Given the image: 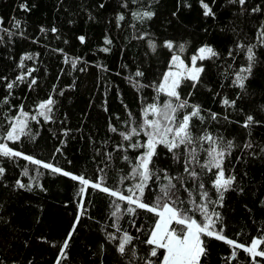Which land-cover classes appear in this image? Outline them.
<instances>
[{
    "label": "trees",
    "instance_id": "1",
    "mask_svg": "<svg viewBox=\"0 0 264 264\" xmlns=\"http://www.w3.org/2000/svg\"><path fill=\"white\" fill-rule=\"evenodd\" d=\"M24 2L30 11L18 7ZM125 2L127 7H122ZM205 2L212 7L215 18L203 16L199 0H137L136 3L132 0H0V18L4 21L0 25V36H4V42L0 43V77L10 81L22 74L25 69L17 65L26 54L33 59L24 60L25 68L36 69L32 73L37 80L34 90L29 91L26 84L14 88L10 105L23 104L25 111L35 114V106L49 95L56 101L50 122H44L42 117H38L39 124L30 121L32 132L37 134L34 141L22 137L23 143H7L25 155L52 162L74 174L83 173L93 181L97 175H102L97 169L103 167L107 173L106 186L116 187L120 176L129 172V165L122 159L124 153L114 150L121 140L118 133L127 130L123 122L128 119V112L139 120L143 103H151L155 95L150 87L138 90L134 82L137 79L142 84L158 82L168 70L173 54L190 62V57L197 54L201 46L209 45L219 56L198 60L197 66L204 67L200 83L192 88L190 82H185L180 91L190 104L200 105L206 117L203 125L193 121L195 134L207 129L214 136H223L237 145L225 161V168L237 178V191L226 193L224 207L217 210L226 225L224 235L247 245L253 237L264 234V153L260 152L264 148V112L260 111L264 106V47L255 49L259 63L245 81L246 92L242 93L232 81L247 63L245 53L237 44H260L257 31L264 21V11L251 13V9L259 5L264 10V0H247L244 11L238 4H229L228 0H215L214 4L212 0ZM101 3L105 4L104 8L99 7ZM145 10L155 15L143 23L133 19L134 11ZM118 14L125 16L119 26ZM13 17L21 22L19 29L12 27ZM53 27L58 30L56 33L50 31ZM3 28L16 35L9 40ZM41 28L47 31L41 32ZM79 36L85 37L83 44L77 39ZM106 36L112 40L111 45L104 44ZM141 36L143 39L138 38ZM149 40L156 44L155 52L148 46ZM165 41L184 44L185 51L180 53L174 49L170 52L163 46ZM104 47H110L111 51H101ZM59 49L63 52L57 51ZM230 50L232 56L228 54ZM65 55L80 58L75 69L70 63H64ZM137 69L145 73L144 77L134 76ZM5 83L0 80V100L7 95ZM60 91L64 94L59 95ZM238 94L241 99L237 100L235 108L222 105L223 98L236 99ZM9 108V105L0 106V133L7 128L5 115L17 114V107ZM209 112L218 113V120L212 121ZM249 114L262 122L250 129L251 136L249 130L241 127ZM109 124L118 132L112 133ZM249 140L253 149L242 151L243 144ZM57 148L61 151L56 152ZM158 151L159 168L167 169L170 175L182 172L163 148ZM109 152L112 153L111 161L105 156ZM127 154L134 160L138 153L129 149ZM0 166L6 169L5 175L0 177V262L54 264L57 249L48 242L61 244L71 228L80 199L76 182L41 168L43 175L39 177V184L44 189L41 190L29 179L35 175L36 166L22 157L13 160L0 157ZM25 167L29 169V176L22 174ZM211 178V173L202 176L215 199ZM18 179L26 185L32 183L33 190L15 187ZM129 183L126 181L125 185ZM150 186L154 193L157 182H150ZM186 186L191 190L190 181ZM239 188H243L242 193ZM182 195L187 199L186 193ZM111 199L98 190H88L84 197L87 212L70 241L69 258L64 264H126L116 251L115 243L105 238L106 232L116 231L110 216ZM150 216L140 210L136 217L125 215L119 226L139 237L133 242L138 257L155 259L148 256L149 246L141 243L147 238L144 230L152 224ZM133 219L142 231L132 226ZM122 234L123 231L117 233ZM208 248L206 264H226L224 258L230 255V246L211 239ZM258 250H264V244ZM250 260L238 250V258L232 264H246ZM256 260L264 264V257ZM136 264H144V260L138 259Z\"/></svg>",
    "mask_w": 264,
    "mask_h": 264
},
{
    "label": "snow or ice",
    "instance_id": "2",
    "mask_svg": "<svg viewBox=\"0 0 264 264\" xmlns=\"http://www.w3.org/2000/svg\"><path fill=\"white\" fill-rule=\"evenodd\" d=\"M136 3L137 0H132ZM213 4L215 0H212ZM229 4L239 5L241 10H245L247 0H228ZM203 16L205 18H215V13L209 3L205 0H199ZM122 7H127V3H123ZM18 7L22 11H30L26 2L20 3ZM100 8H104L105 4L101 3ZM190 7V5H189ZM262 10L259 5L251 9V13H261ZM155 15L152 11H134L132 13L133 19L140 23L150 20ZM125 16L118 14L116 17L117 25L123 21ZM4 23L3 18H0V25ZM12 27L19 29L21 22L13 17ZM3 33L11 40L16 35L15 32L8 28L2 29ZM41 32L47 31L44 28ZM56 33L58 30L53 27L50 30ZM22 36L23 33L21 32ZM143 39V36L138 37ZM81 44L85 42L84 36L77 38ZM257 39L260 44L243 45L237 44V48L246 55V66H243L236 72V78L232 81L233 85L237 86L240 91L246 92L247 81L253 73V69L259 63L255 49L260 46L264 47V21L260 23L257 31ZM4 42V36H0V43ZM113 42L107 36L104 39L105 45H111ZM148 46L153 52L156 50V44L151 40L148 41ZM170 52L178 49L180 53L185 51V45H174L172 41H165L164 45ZM57 51L63 52L62 49ZM101 51L108 53L111 51L110 47H104ZM229 56H232V51H229ZM219 53L211 46L204 45L197 50V54L190 57L191 65L185 63L180 55L173 54L169 62L168 70L165 71L158 82L152 84H142L139 79L134 82V87L138 90L144 88H152L155 95L152 97L151 103H143L140 110V119L129 111L128 119L123 123L126 126V131H119L121 138L120 142L116 144L115 151L124 153L123 161L129 165V172L119 178L116 187L106 186L105 168L97 169L98 173L95 181L81 174H74L62 169L52 162H45L37 159L31 155H25L23 152L9 147L7 142L23 143L22 137L29 141H34L36 133H33L30 127V121L40 123L38 117H42L44 122H50L53 116L54 106L56 104L52 95H49L46 100L39 102L36 107V113L32 114L24 110V105L19 106L10 105V97H12V90L19 87L21 84H26L29 91L34 90L37 80L32 76L36 69H26L24 60H32L33 56L26 54L21 57L17 67L25 69V71L17 75L14 80H8L7 77H0V80L6 81L4 87L7 95L0 100V106L9 105L17 107V114L14 116L5 115L7 128L3 133H0V157L13 160L15 158H23L30 164L35 165V175L30 176L29 179L34 181L36 186L41 190L43 186L39 184V177L43 175L40 169L48 170L51 174L62 175L76 182L77 196L80 198L77 203V213L74 216L71 228L66 234V237L61 244L57 245L55 242H48L50 246L57 249V256L54 264H64L68 260V249L70 248V241L80 224L81 219L87 212L86 203L84 200L88 190H98L101 193L111 197L110 207L112 209L110 216L113 218L112 227L115 232H106L105 238L109 243H115L116 251L121 258L126 261V264H136L138 259H143L144 264H206L209 255L208 240L215 239L222 241L230 246L231 252L226 260V264H232V261L238 258V250H242L248 257L251 258L246 264H260L256 260L257 257H264V250H258L260 245L264 244V234L259 237H253L250 244L238 243L236 240L228 238L224 235L226 225L223 222V216L218 208L224 207L225 194L230 191H237V178L234 174L225 168V161L228 159L233 150L237 147L233 140H227L223 136H214L207 129H204L200 134L194 133L196 125L193 121H198L203 125L206 117L202 115V108L198 104H190L189 100L183 98L181 95V86L185 82H190L189 86L195 88L200 83V74L204 71L201 64L197 66V61L210 60L218 57ZM80 58H69L65 55L64 63L71 64L73 69L77 66V61ZM83 71L84 69H80ZM145 73L137 69L134 73L136 78L144 77ZM31 77V79H28ZM132 81V77H128ZM53 91L56 89L54 87ZM63 91L59 95H63ZM189 95H191L189 93ZM164 97L161 100V97ZM241 99L238 94L236 99L223 98L221 103L228 108H235L237 100ZM127 110V106H125ZM107 111V109H105ZM242 111V110H241ZM260 111L264 112V106L260 107ZM218 113L209 112V118L212 121H217ZM224 119L228 121V116ZM236 123H240L236 121ZM262 122L255 119L253 115H246L241 127L249 130L253 126L260 125ZM109 130L112 133H117L118 129L109 124ZM67 134V132H65ZM144 139L141 140L140 137ZM127 142V143H125ZM63 143V141L61 142ZM254 145L249 140L243 144V150L253 149ZM163 148L170 156L171 160L182 168V172H177L176 175H170L167 169H161L156 163L159 157L158 149ZM131 149L138 154L134 160L127 154ZM61 149L57 148L56 152ZM264 153V148L260 149ZM203 153V158L201 157ZM251 155H256L255 152H250ZM106 159L111 161L112 153L105 154ZM237 159H240L237 157ZM6 169L0 166V177L5 175ZM226 172L228 174L226 175ZM211 173V192L206 187L202 176ZM24 176H29V169L25 167ZM130 183L125 185V182ZM157 182V190L153 193L150 182ZM164 181V182H161ZM191 182V190L186 186ZM123 186V187H122ZM15 187L33 190V184H24L19 179L16 181ZM147 190V191H146ZM243 192V188L238 189ZM183 193L187 194V199H184ZM195 193V195H194ZM151 200V203L147 202ZM122 204L125 205L122 207ZM151 214V226L144 230L146 239L141 243L149 246V259L137 256V249L133 243L139 239L133 236L127 230H122L119 226V221L125 215L136 217L139 211ZM197 215L200 217L197 219ZM91 218V217H88ZM219 225V227H218ZM132 226L138 232L142 231V227L132 221ZM122 235H117L121 233ZM43 239V238H41ZM101 250L104 246L101 245ZM2 264V262H0ZM29 264H32L29 261Z\"/></svg>",
    "mask_w": 264,
    "mask_h": 264
},
{
    "label": "rangeland",
    "instance_id": "3",
    "mask_svg": "<svg viewBox=\"0 0 264 264\" xmlns=\"http://www.w3.org/2000/svg\"><path fill=\"white\" fill-rule=\"evenodd\" d=\"M185 63L188 64L189 66L191 65V61L190 62L185 61Z\"/></svg>",
    "mask_w": 264,
    "mask_h": 264
}]
</instances>
